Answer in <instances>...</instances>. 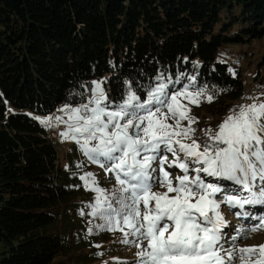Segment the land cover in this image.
Listing matches in <instances>:
<instances>
[{"label":"trees","instance_id":"16d2710c","mask_svg":"<svg viewBox=\"0 0 264 264\" xmlns=\"http://www.w3.org/2000/svg\"><path fill=\"white\" fill-rule=\"evenodd\" d=\"M262 39L264 0H0V264H95L104 255L96 241L113 232L96 229L103 221L86 206L96 193L61 165L31 111L86 103L94 79H105L113 108L129 85L143 100L166 83L169 94L204 89L199 106L181 100L198 118L192 127L215 131L245 92L240 68L220 53Z\"/></svg>","mask_w":264,"mask_h":264},{"label":"snow or ice","instance_id":"6c2138e0","mask_svg":"<svg viewBox=\"0 0 264 264\" xmlns=\"http://www.w3.org/2000/svg\"><path fill=\"white\" fill-rule=\"evenodd\" d=\"M229 71L235 75V70ZM92 84L93 95L86 103L65 104L60 111L68 119H55L67 125L62 140L75 141L89 162L116 181L105 189L95 173L79 177L96 193L94 202L86 205L92 217L103 221L96 229L120 231L121 242L138 249L134 264H249L254 255L258 258L252 264H264V244L237 243L264 228V215L256 217L259 223L253 227H237L229 237V222L220 210L226 205L247 217L251 213L244 211L246 205H264V100L247 97L252 103L237 106L239 110L230 112L215 131L201 130L200 140L192 127L198 118L188 114L191 109L181 98L199 106L204 89L194 95L185 86L169 94L168 85L158 83L145 90L141 100L129 85L126 97L113 108L103 81ZM206 99L211 103L213 96ZM165 165L183 174L173 177ZM205 177L235 187L209 183ZM156 186L164 190L154 191ZM88 231L91 234L92 228Z\"/></svg>","mask_w":264,"mask_h":264},{"label":"rangeland","instance_id":"374dc122","mask_svg":"<svg viewBox=\"0 0 264 264\" xmlns=\"http://www.w3.org/2000/svg\"><path fill=\"white\" fill-rule=\"evenodd\" d=\"M220 56L223 59L227 60L231 68H235V67L240 68L244 82H245V92L243 96L236 102V104L233 106L230 112L238 111L239 109L237 106L239 105L252 103L251 99H246L247 97H259L261 100H264V62L260 66L261 61L264 58V39L256 40L249 44L228 46L227 48H225V50H222V52L220 53ZM257 74H258V79H256ZM93 81H103V84L101 85V87L103 88L104 92L107 95L105 79H94ZM93 87L94 85L91 83V91H90L89 99L93 95V92H92ZM63 106L64 105L59 106L51 114L35 113L32 111H31V114L34 117H40L41 118L40 120L37 119L40 122L41 120L45 118L51 117L52 119L48 121L47 124L42 123V122L41 123L46 128H49V129L55 128V129L62 130L60 132V137L56 130L52 132H55L56 135L59 137V139L57 140L58 143L56 144V147L59 152V159L61 161V165H63L65 169L72 170L74 173V177L76 179L84 175L87 172L95 173L96 178L99 181V186L105 189H111L116 184L114 176L111 173L106 174L104 169L101 168L98 164L89 162L87 157H85L83 153L78 149V145L75 143V141L71 139L62 140L61 133L67 130V125L64 123L58 124L55 118L57 116H60L64 120L68 119V115L65 112L60 111V109H62ZM76 106L78 105H74L73 107H76ZM13 111H16V109L9 105L8 113H11ZM58 111H60L61 114H58ZM229 113H227L225 116L220 117L219 124L225 119L227 115H229ZM54 114H55V117H54ZM200 115H203V114H200ZM205 121H208V118L205 117ZM168 122L173 123L171 119ZM61 126H63V129H61ZM204 127L199 126L196 131L197 137L200 140L204 139L203 132L201 131L203 130ZM52 136L54 137V140H55L56 138H55L54 133H52ZM52 142H53V139H52ZM184 142H187V141L185 140ZM77 164H82V167L78 168ZM171 174L174 177L177 175H182L183 173L180 172L176 174L175 169H173V173ZM191 174L192 173L190 172V175ZM214 180L218 181V178L215 179L214 177ZM79 181L84 186L83 184L84 181H82L80 178H79ZM153 190L163 191L164 189L160 188L159 186H156ZM221 212H224L223 215L225 219L228 218V216H231L232 214V212H229L228 210H223ZM261 212H262L261 210L256 211L252 215V217L239 216V219H238L239 221H234L233 219L232 223H230L231 228L227 232V236L230 237L234 235L235 229L237 227H243L247 229L259 223V221L256 220V217L264 215V212L263 213ZM122 238L123 237L120 231H113L108 236L100 237L96 241L95 250H99V256H101L103 253L104 255H102L101 260L95 264H99V263L100 264H114L113 263L114 258L126 257V256L127 258H130V257L133 258L134 259L133 262H135L137 259L136 257V253L138 251L137 247L134 245H127V244L122 243L121 242ZM237 243L239 247L256 246V245L264 244V228H261L255 232H249L247 235V238L240 239ZM97 245H99V247H97ZM228 246L229 244L225 242V247H228ZM257 258L258 257L255 255L252 256L251 260L249 261V264H252V262L255 261Z\"/></svg>","mask_w":264,"mask_h":264},{"label":"built area","instance_id":"2783aa9c","mask_svg":"<svg viewBox=\"0 0 264 264\" xmlns=\"http://www.w3.org/2000/svg\"><path fill=\"white\" fill-rule=\"evenodd\" d=\"M50 135H51V137H52V139H53V142L56 143L57 140H58V136L55 134V138H56V139L54 140V137L52 136V134H50ZM58 135H59V133H58Z\"/></svg>","mask_w":264,"mask_h":264},{"label":"bare ground","instance_id":"6f19581e","mask_svg":"<svg viewBox=\"0 0 264 264\" xmlns=\"http://www.w3.org/2000/svg\"><path fill=\"white\" fill-rule=\"evenodd\" d=\"M55 129H53V130H50V134H52V133H54V134H56L55 132H52V131H54ZM58 133H59V131L58 130H56Z\"/></svg>","mask_w":264,"mask_h":264}]
</instances>
